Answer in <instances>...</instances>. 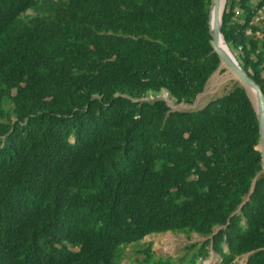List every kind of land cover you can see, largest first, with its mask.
I'll use <instances>...</instances> for the list:
<instances>
[{
    "label": "trees",
    "instance_id": "obj_1",
    "mask_svg": "<svg viewBox=\"0 0 264 264\" xmlns=\"http://www.w3.org/2000/svg\"><path fill=\"white\" fill-rule=\"evenodd\" d=\"M210 2L0 0V264H119L167 231L205 237L187 264L209 249L264 264L245 89L196 110L166 101L190 103L218 68ZM251 2L226 0L221 32L264 92V0ZM142 253L132 264L184 261Z\"/></svg>",
    "mask_w": 264,
    "mask_h": 264
},
{
    "label": "rangeland",
    "instance_id": "obj_2",
    "mask_svg": "<svg viewBox=\"0 0 264 264\" xmlns=\"http://www.w3.org/2000/svg\"><path fill=\"white\" fill-rule=\"evenodd\" d=\"M255 1L256 0H252L251 3L253 4ZM236 16L237 18L243 17L241 9L238 8ZM259 20H264V10L259 11L254 18L255 22ZM224 71L225 69L220 72L219 84L211 81L210 77L213 75V72L207 80V84H205L203 90L195 96L190 103L184 102L179 104L171 99H168L170 102L169 103L167 100L168 105L175 110H196L204 106L209 100L227 93L238 81L234 80L232 76L225 75ZM233 74L235 75V73ZM164 97V95H160L156 97H148L146 99L152 101L157 98L164 99ZM204 239L205 237L195 232L184 233L167 231L162 233H152L146 235L139 243L130 244L124 247L119 264L136 263L137 259H141L143 257L142 249L147 245L151 246V250L155 257H172L174 260H178V258L181 257L184 260L181 264H187V260L196 251V249L200 247ZM219 258L220 257L216 252L209 249L208 255L206 257H199L195 264H215ZM246 259L247 255L243 254L236 258V262L238 264H244Z\"/></svg>",
    "mask_w": 264,
    "mask_h": 264
},
{
    "label": "water",
    "instance_id": "obj_3",
    "mask_svg": "<svg viewBox=\"0 0 264 264\" xmlns=\"http://www.w3.org/2000/svg\"><path fill=\"white\" fill-rule=\"evenodd\" d=\"M219 1L220 0H211L210 6H209L208 25H209V33L211 36L210 44L213 48V51L216 52V54L219 57L220 61H219L218 68L221 65V63L226 64L234 71V73L238 77L239 84L245 89L247 94H248L247 87L252 88L254 91L255 104L252 102L249 94L248 96L251 100V103L255 110L257 121H258L259 137H258V143L256 145V149L259 151L260 157H261V170L258 173L260 174V173H264V92L261 89L260 85L240 66L234 54L231 52V50L229 49V47L227 46L223 38V35L221 32L222 13L220 17L218 14ZM225 2H224V6H225ZM220 37L223 39L226 49H223L219 45ZM164 99L166 100L165 97ZM252 252L253 251H250L246 253V255L248 256Z\"/></svg>",
    "mask_w": 264,
    "mask_h": 264
},
{
    "label": "bare ground",
    "instance_id": "obj_4",
    "mask_svg": "<svg viewBox=\"0 0 264 264\" xmlns=\"http://www.w3.org/2000/svg\"><path fill=\"white\" fill-rule=\"evenodd\" d=\"M224 2H225V0H220L219 1V4H218V14H219V17H220V15H221V13H222V11H223V8H224ZM220 43H219V45L223 48V49H226L225 48V44H224V42H223V39L220 37V41H219ZM223 69H225V71H224V74L225 75H229V76H232L233 78H234V80H237L238 82H239V80H238V77L236 76V74L234 75L233 73H234V71L229 67V66H227L226 64H224V63H221V65L219 66V68L213 73L214 75L212 76V77H210L211 78V81L214 83V82H217L218 84H219V77H220V72H221V70H223ZM237 82V83H238ZM207 84V83H206ZM213 85V84H212ZM210 86V85H209ZM215 86V85H214ZM213 86V87H214ZM207 89V88H206ZM205 89V90H206ZM247 91H248V94H249V96H250V98H251V100H252V102L255 104V97H254V91H253V89L252 88H250V87H247ZM168 102H169V100H168ZM170 103V102H169ZM187 107V106H186Z\"/></svg>",
    "mask_w": 264,
    "mask_h": 264
}]
</instances>
